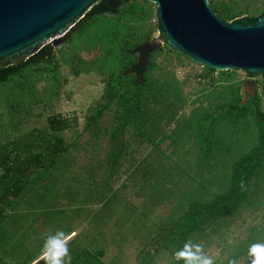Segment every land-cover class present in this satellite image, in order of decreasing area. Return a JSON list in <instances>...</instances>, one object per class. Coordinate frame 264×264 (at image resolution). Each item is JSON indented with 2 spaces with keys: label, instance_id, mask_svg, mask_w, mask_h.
<instances>
[{
  "label": "trees",
  "instance_id": "1",
  "mask_svg": "<svg viewBox=\"0 0 264 264\" xmlns=\"http://www.w3.org/2000/svg\"><path fill=\"white\" fill-rule=\"evenodd\" d=\"M132 1L148 9L145 21L131 8ZM206 1L224 21L240 12L236 0ZM119 3L111 9L106 0H97L72 27L70 37L93 26L99 29L94 42L80 52L65 54L68 36L55 54L44 46L23 61L12 57L0 62V87L13 88L4 98L14 100L13 109L24 97L18 90L22 86L43 80L45 102L57 93L63 82L57 77L58 64L72 77L81 70L93 71L103 83L100 98L78 131L54 114L46 118V128L0 146V222L5 212L27 203L20 200L23 192L31 195L25 185L39 184L47 192L65 176L74 187L73 197L92 185L105 189L102 206L112 199L114 188L126 189L124 199L135 204L128 205L125 215L99 225L93 221L77 233L69 243L71 264H184L174 253L188 241L201 245L207 255L218 251L215 264L231 259L250 264L249 247L264 244V112L257 87L243 99L238 85H227L182 111L187 96L173 76L180 67L173 68L172 60L183 58L203 69L197 73L212 87L228 80L230 71L202 67L165 46L131 71L137 63L134 48L149 40L148 30L155 25L147 22L153 9L147 0ZM242 8L247 11L248 6ZM158 55L160 62L154 60ZM260 87L264 97V75ZM137 207L145 211L133 215ZM74 238L85 247L72 244Z\"/></svg>",
  "mask_w": 264,
  "mask_h": 264
},
{
  "label": "rangeland",
  "instance_id": "2",
  "mask_svg": "<svg viewBox=\"0 0 264 264\" xmlns=\"http://www.w3.org/2000/svg\"><path fill=\"white\" fill-rule=\"evenodd\" d=\"M128 1L130 0H124V3ZM236 1L240 12L237 14L238 16L230 21L245 19L248 16L257 17L264 11V0ZM130 4H132L131 8H135V13L140 15L142 20L145 21L148 9L144 8L142 3L137 4L135 1ZM244 4L248 6L247 11L242 8ZM150 7L154 9L153 4ZM127 8L130 7L128 6ZM152 21H154V15L147 20L151 26ZM98 33L99 29L95 26L82 31L79 36L73 35L70 37V32L62 36L63 33H61L49 38L47 41H43L38 47L48 46L50 53L55 54L58 52V47L63 43L64 38L69 36L64 41L63 50L66 51L65 54H68V52L77 53L82 51L87 46L86 44L94 42L91 39ZM148 35L151 41L162 42L155 30V25L153 29L148 30ZM58 37L56 46L51 43L47 45L51 39ZM82 53L84 52L80 54ZM82 58H85V56ZM19 60H25V56H22ZM154 60L160 62L162 58L158 55ZM172 64L173 68L178 66L183 71H204L183 58L172 60ZM57 67V77L63 82L58 85V92L51 94L46 102L43 93L44 87H42L44 85L43 80L37 81L38 83L36 82L32 86H22L21 90L18 88L19 94L24 97L19 100L14 109L10 107V105L14 104V100L4 99L11 94L13 88L0 87V89L4 90L0 93L5 94L3 99L0 98V146L9 144L8 142L12 139L19 138L32 129L46 128V118L54 116V114H59L60 117L68 120L71 126L74 125L75 131L81 129L86 116L95 107V102L100 98L103 88L102 76L93 71L86 73L81 70L79 75L72 77L65 65L58 64ZM174 70L173 76L182 84L183 92L187 96L186 101L188 104L182 106V111H189L191 107L189 103L191 101H195L197 103L195 106H197L198 102L203 103L205 96H211L212 93L221 91L222 87H227V85L235 87V85H238L243 99H245L246 93L253 96V90L257 87L256 92L260 98V108L264 112V97H261L260 87L261 76L247 77L237 70H229L230 76L228 80L217 81L215 87H212V83L200 87V85L190 81L188 77L178 80ZM203 79L206 81L205 77ZM174 84L180 85L179 83ZM111 113L112 109L107 110L108 115ZM178 113L180 112L178 111ZM71 169L73 170L75 167L72 166ZM69 174L72 175L74 173H67V175ZM65 178L64 176L56 184L51 185L50 190L47 192H43L39 184L32 187L25 185L27 189H31V195L28 197L23 192L20 200H27V203H18L9 214L5 212V216L0 222V264H22L29 259L37 257L31 263L34 264L38 261V255L45 235L54 233L57 230H62L65 233L74 231L79 234L82 229L85 230L90 227L93 221H96L99 225L105 222L106 219L108 220V218L112 219L125 215L124 213L129 204H133L135 207L134 203H128L130 199L128 201L124 199L123 194L126 189L116 191L114 188L111 191L113 197L105 206H102V204L105 201L103 197L106 196V192L100 186L93 187L89 185L83 190L79 189L78 195L73 197L74 187H72L71 182H66ZM56 188L60 189L59 194L56 193ZM63 192L64 195H61ZM140 208H134L133 212L131 211L134 213L133 215L138 212L141 214L145 211ZM76 241L79 248L85 247V244L80 242L78 238H74L72 244ZM108 245L104 247L107 249ZM218 254L219 252L217 251L209 255L214 258Z\"/></svg>",
  "mask_w": 264,
  "mask_h": 264
},
{
  "label": "water",
  "instance_id": "3",
  "mask_svg": "<svg viewBox=\"0 0 264 264\" xmlns=\"http://www.w3.org/2000/svg\"><path fill=\"white\" fill-rule=\"evenodd\" d=\"M97 0H0V62L25 59L43 41L69 33ZM119 1V0H118ZM154 5L155 30L162 42L150 39L134 50L137 63L156 48L187 57L214 71L237 70L247 77L264 75V11L254 18L224 21L206 0H147ZM111 9L120 3L111 5ZM58 38L47 45H57ZM141 72V71H140Z\"/></svg>",
  "mask_w": 264,
  "mask_h": 264
},
{
  "label": "clouds",
  "instance_id": "4",
  "mask_svg": "<svg viewBox=\"0 0 264 264\" xmlns=\"http://www.w3.org/2000/svg\"><path fill=\"white\" fill-rule=\"evenodd\" d=\"M240 186L242 189L245 187L243 182ZM75 235V232L67 234L62 230L45 235L38 261L42 264H71L69 243ZM248 255L250 264H264V244H252ZM174 259L182 260L184 264H215L213 257L205 254L201 245L193 244L191 241L186 242L182 249L174 253ZM228 264H237V262L231 259Z\"/></svg>",
  "mask_w": 264,
  "mask_h": 264
},
{
  "label": "built area",
  "instance_id": "5",
  "mask_svg": "<svg viewBox=\"0 0 264 264\" xmlns=\"http://www.w3.org/2000/svg\"><path fill=\"white\" fill-rule=\"evenodd\" d=\"M174 73H175L178 80H183V79L188 77V79L190 81L194 82L195 84H207V85L210 84V82L207 79H206V81H204V79L202 77H200L196 71L188 72V71H183L182 68H176L174 70ZM185 75H186V77H185Z\"/></svg>",
  "mask_w": 264,
  "mask_h": 264
},
{
  "label": "flooded vegetation",
  "instance_id": "6",
  "mask_svg": "<svg viewBox=\"0 0 264 264\" xmlns=\"http://www.w3.org/2000/svg\"><path fill=\"white\" fill-rule=\"evenodd\" d=\"M120 1H124V0H111V2H110V4L111 5H114V4H117L118 2H120ZM99 7H100V9H103V10H107L106 8H105V5L104 4H99Z\"/></svg>",
  "mask_w": 264,
  "mask_h": 264
}]
</instances>
